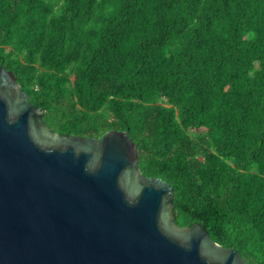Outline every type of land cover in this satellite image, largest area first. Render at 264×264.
Returning a JSON list of instances; mask_svg holds the SVG:
<instances>
[{
    "label": "trees",
    "instance_id": "16d2710c",
    "mask_svg": "<svg viewBox=\"0 0 264 264\" xmlns=\"http://www.w3.org/2000/svg\"><path fill=\"white\" fill-rule=\"evenodd\" d=\"M0 65L54 131H126L177 224L264 264V0H0Z\"/></svg>",
    "mask_w": 264,
    "mask_h": 264
},
{
    "label": "water",
    "instance_id": "95a60500",
    "mask_svg": "<svg viewBox=\"0 0 264 264\" xmlns=\"http://www.w3.org/2000/svg\"><path fill=\"white\" fill-rule=\"evenodd\" d=\"M139 154L126 131H54L0 65V264H251L177 224L174 187Z\"/></svg>",
    "mask_w": 264,
    "mask_h": 264
}]
</instances>
